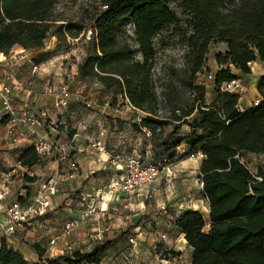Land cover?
Masks as SVG:
<instances>
[{
  "label": "trees",
  "instance_id": "obj_1",
  "mask_svg": "<svg viewBox=\"0 0 264 264\" xmlns=\"http://www.w3.org/2000/svg\"><path fill=\"white\" fill-rule=\"evenodd\" d=\"M58 1L0 0V53L15 46L39 49L51 36L57 41L77 38L83 24L53 19ZM176 10L187 16L188 27L183 31L189 72L186 84L194 96L165 117L157 112L153 40L176 22ZM91 22L92 38L87 41L86 56L77 65L79 79L102 84L112 104L119 96L144 113L139 122L133 121V127L148 130L152 140L168 153L161 158L165 166L175 159L182 140L185 154L204 155L200 173L208 213L188 210L174 221L192 249V264H264V166L259 165L253 173L241 160L243 153H264V75L258 78L259 102L243 111L238 108L239 95L220 90L223 82L236 78L232 68L246 74L249 62L264 60V0H101ZM127 23L132 26L136 47L120 41ZM213 42L225 43L227 48L215 54L219 66L214 74L216 97L206 103L205 85L194 83L193 78L209 70L206 54ZM185 124L188 133L172 141L171 136ZM166 125L171 126L169 131ZM40 162L32 145L19 157L20 165L27 169ZM24 180L33 182L34 178L25 175ZM25 189L30 196V188ZM111 242L102 241L89 252L41 258L33 264H100ZM31 246L42 256L38 244ZM180 254L172 248L163 251L166 259ZM0 264L32 263L2 241Z\"/></svg>",
  "mask_w": 264,
  "mask_h": 264
},
{
  "label": "crops",
  "instance_id": "obj_2",
  "mask_svg": "<svg viewBox=\"0 0 264 264\" xmlns=\"http://www.w3.org/2000/svg\"><path fill=\"white\" fill-rule=\"evenodd\" d=\"M51 37L48 44L39 49L20 47L6 56L7 62L14 60L16 63L14 77L8 79L7 82L13 87V104L17 115L20 116L24 109H30L31 113L41 119H54L56 113L53 100L57 87L63 80L64 71L71 69V76L67 78L71 93L67 119L73 127V134L58 135L56 139L62 147L56 148L50 156L30 168L31 177L34 178L33 182H25V177L21 175L23 169L19 163V157L23 149L29 145L28 142L21 139L17 143H12L4 127L7 117L3 115L0 117V173L12 169L11 193H16L21 187L28 186L31 197L42 181L53 177L58 181L59 190L52 198V207L48 213L44 217L32 219L17 226L13 233H7L4 229L5 210L11 198L6 197L0 200V245L2 241H5L8 247L19 251L32 264L40 263L41 258L54 259L68 254L63 246L65 241L73 243L75 251L89 252L94 245L111 240L121 230L133 226L139 217V213L132 214L131 212H139L145 198L139 192L134 191L121 194L118 199L98 203L97 209L103 210L104 218L93 216L89 219H80L83 208L81 204L83 201H88L87 196L92 188L95 185L106 183L116 174L108 156L88 146V138L102 134L108 152L112 154L129 153L145 159H161L168 156V153H165L162 147L152 140L148 130L145 128L137 130L133 127L132 123L139 111L133 109L126 99H117L116 105L112 104L111 95L102 84L79 79L77 65L84 59V53L73 57L71 68H67L66 65L64 67L57 58L41 61L37 77H28L29 61H34L32 54L45 51L54 45L56 38ZM226 48V44L222 43L220 50L223 52ZM70 51L75 54L73 48ZM1 55L2 53H0V58ZM213 57L207 61L211 72L219 69L215 54ZM7 62L0 61V81L5 78ZM249 68L250 72L246 74L232 68V74L240 78L245 85V91L238 100V108L241 111L259 102L258 78L264 75V60L252 61ZM205 87V102L210 103L216 97L214 83L211 85V90ZM87 103L90 107L86 106ZM188 131L189 126L183 125L178 134L171 136V140L178 141ZM181 148H185L184 140L176 148L175 159L167 165L168 172L163 171L162 176L153 184V193L157 194V197L152 200L153 207L164 208L167 205L171 209L156 212V214L163 215L156 217L155 228L148 234L152 242H156L157 245L166 244L167 249L172 248L181 252L179 256H174L171 260L162 259L160 264H192V249L186 245L183 234L175 227L174 221L188 210L208 213V204L200 185L202 158L181 154L179 153ZM63 153H68L69 157L65 158ZM262 154L264 153H243L241 160L247 163L250 157ZM70 161H74L77 166L71 168ZM161 184L166 188H163ZM69 218L79 220L77 227L69 235L59 239L55 245H51L49 240L60 232L63 222ZM169 227L177 230L183 241L181 247H175L173 238L167 232ZM33 243L43 249L42 256L32 248ZM107 261L110 262V259ZM121 262H124V259ZM126 262L130 263L134 260L127 259ZM155 264L158 262L156 261Z\"/></svg>",
  "mask_w": 264,
  "mask_h": 264
},
{
  "label": "built area",
  "instance_id": "obj_3",
  "mask_svg": "<svg viewBox=\"0 0 264 264\" xmlns=\"http://www.w3.org/2000/svg\"><path fill=\"white\" fill-rule=\"evenodd\" d=\"M0 61H6V56L2 53ZM250 65V62L248 63ZM6 75L0 81V116H6L7 120L4 123L5 131L11 139L12 143H17L21 139L32 145L40 161L50 156L56 148L62 147L57 142L56 137L61 133L70 135L73 132V127L70 125L67 116L69 114L71 93L67 84V80H62L58 87L53 100V108L56 113L54 119H41L31 113L30 109H24L22 116L17 115L16 108L13 104V87L7 82L8 79L14 77L16 63L14 60L7 62ZM69 68V65H66ZM40 70V63L33 60L29 61L27 75L29 78L37 77ZM207 78L212 79L213 75L209 73ZM221 91H226L236 95H242L245 91L243 81L236 77L229 81L223 82L220 85ZM130 105V104H129ZM90 107V104H86ZM133 107V106H131ZM133 109H136L133 107ZM139 111L138 109H136ZM143 113V112H142ZM139 112L135 120L139 122L144 115ZM45 115V114H44ZM80 125V123H79ZM88 146L98 153H104L108 156L111 166L116 171V174L109 178L106 183L95 185L92 191L87 196V202L81 204L80 219H89L93 216L96 218H104L103 210L97 209L98 203L109 202L118 199L121 194L132 193L137 191L144 198L151 197L154 192L153 184L160 177V174L167 167H162L160 164L151 159L140 158L129 153L108 152L105 140L102 134L97 137L87 139ZM64 148V147H63ZM179 153H186V148L179 149ZM65 158L69 157L68 153H63ZM190 157L203 158L201 152L191 153ZM69 166L75 168L77 165L74 161H70ZM23 169L22 176H32L30 169L21 166ZM0 200L10 197L11 200L5 210L4 229L7 233H13L16 227L27 223L32 219L44 217L52 207V198L57 194L59 187L56 178H50L42 181L36 192L30 197L27 195L25 186L21 187L16 193H11V175L12 169L2 171L0 173ZM26 182V181H25ZM202 187V182L200 183ZM85 202V203H84ZM201 210V209H200ZM202 213V211H200ZM79 220L69 218L65 220L61 226L59 233L54 235L49 240L51 245H55L63 236L69 235L78 225ZM102 232V230H101ZM100 235V233H98ZM99 238V236H97ZM128 240L134 242L135 238L129 236ZM64 250L71 255L75 249L73 243L65 241ZM47 264V263H45ZM76 264H88L86 261H81Z\"/></svg>",
  "mask_w": 264,
  "mask_h": 264
},
{
  "label": "rangeland",
  "instance_id": "obj_4",
  "mask_svg": "<svg viewBox=\"0 0 264 264\" xmlns=\"http://www.w3.org/2000/svg\"><path fill=\"white\" fill-rule=\"evenodd\" d=\"M171 5L174 6V3H171ZM100 7L101 0H59L52 13L53 19L79 22L84 25V29L77 38L67 36L64 40L57 41L56 39L55 44L45 51L35 52V54H32L34 61H46L48 59L57 58L64 67L65 65H69V68H71L70 65L73 63L74 56H81V53H84L86 56V44L87 41L92 38L91 17L95 10ZM176 15V22L163 29L153 40L155 55L152 65V78L153 86L157 94V112L159 115L165 117L169 116L173 108L184 105L194 96V92L191 91L186 84L187 80H189V72L188 66L186 65V47L183 39V31L188 27L186 24L187 16L177 10ZM123 29L124 34L119 37L120 41H126L131 47H136L137 45L134 41L131 24H125ZM51 38L52 37H49L46 40L45 45L48 44ZM221 47V42L211 43L206 54L207 61L214 58V54L220 52ZM19 48L20 47L15 46L4 55L9 56L12 50ZM71 48L74 49L75 54L70 51ZM70 72L71 69H67L66 72L64 71L62 79L67 80V78L71 76ZM215 72H211L210 68L209 70H202L194 76L193 82L203 84L208 87L207 89L211 90V85L214 83ZM209 73L213 75L212 79L207 78ZM117 99L121 98L118 96ZM120 105H122V103ZM139 112L142 113L140 110ZM176 113L179 112L177 111ZM188 118L192 119L193 115ZM170 128V125L165 126L166 131H169ZM153 160L158 164L160 163L161 168L167 167V165L165 166L164 163L161 162V159L154 158ZM247 165L249 169L255 173L259 165L264 166V154L250 157ZM163 171H165V173L168 172L166 169ZM161 176L162 173L160 174V177ZM162 187L166 188L163 185ZM156 197L157 194L153 193L151 197L145 198L142 201L143 206H141L139 212H131L132 214L139 213L136 223L133 226L121 230L113 239L111 238L113 242L107 247L100 264H155L156 261L160 264L162 259H166L163 256V251L167 249V245H157L156 242H152L148 234L155 228L156 217L163 215L156 214V212L159 210L161 212L165 209H171V207L167 205L164 206V208L160 206L159 208L153 207L154 203L152 200ZM167 232L169 233L168 235L173 238L175 247H181L183 241L181 237H179L177 230L173 227H169ZM129 236H133L135 241L130 242L127 238ZM184 252L187 254L185 249ZM171 258H173V256H169L167 259L171 260ZM106 259H110V262ZM123 259L124 262H121ZM127 259H133L134 262L128 263L126 262ZM61 264L65 263L61 262Z\"/></svg>",
  "mask_w": 264,
  "mask_h": 264
}]
</instances>
